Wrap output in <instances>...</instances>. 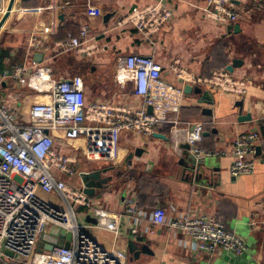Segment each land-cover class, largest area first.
<instances>
[{"label":"crops","instance_id":"obj_1","mask_svg":"<svg viewBox=\"0 0 264 264\" xmlns=\"http://www.w3.org/2000/svg\"><path fill=\"white\" fill-rule=\"evenodd\" d=\"M155 1L17 0L0 30V96L6 98L17 120L25 123L28 109L43 98L34 86L14 82L10 74L16 65H30L37 53L44 55L39 63L50 67L56 78L81 76L88 100L138 106L142 101L133 94L131 83L117 80L120 56L139 53L153 57L163 66V78L178 87L183 86L170 68L178 60L202 75L228 70L235 60L242 61L228 71L248 80V93L243 97L210 87H193L189 93L183 88L178 123L183 127L204 123L207 134L203 133L201 145L212 155L202 163L195 165L185 147H173L171 124L164 123L152 135L123 132L116 163L81 157L76 174L67 179L82 186L79 172L96 169H107L105 175L113 176L109 186L98 189L94 197L102 208L121 214L122 233L116 237L105 229L89 227L88 231L106 249L125 253L127 264H264V0H238L240 4H234L243 15L241 19L220 24L209 21L196 6L204 0H162L172 6L174 17L151 40L133 28L115 26L134 6ZM84 25L100 44L106 42L110 48L87 59L72 50L56 51V43L79 35ZM34 34L50 47L51 54L29 50V36ZM240 99L244 100L242 106L238 105ZM241 112L251 114V119H242ZM254 128L262 134L256 170L234 177L230 174L233 138ZM57 141L61 142L59 136ZM63 150L71 151L67 146ZM40 194L60 203L57 196ZM128 194L142 212L140 224L124 212ZM158 206L169 218L215 215L246 241L248 250L242 254L208 253L194 248L193 240L180 232L156 227L152 233L149 217ZM86 221L91 223L81 220ZM134 227L138 228L135 235ZM130 240L139 250L147 245L151 252L141 251L136 257L129 250Z\"/></svg>","mask_w":264,"mask_h":264},{"label":"built area","instance_id":"obj_2","mask_svg":"<svg viewBox=\"0 0 264 264\" xmlns=\"http://www.w3.org/2000/svg\"><path fill=\"white\" fill-rule=\"evenodd\" d=\"M8 2L0 0V21ZM196 6L209 21L218 24L235 22L243 16L231 0H204ZM174 12L172 6L158 0L134 6L118 19L115 26L133 28L144 39L151 40L173 19ZM55 47L57 52L72 50L87 58L110 48L106 42L100 44L87 25L81 28L79 35H70ZM28 48L51 54L50 47L35 34L29 36ZM170 68L183 87L166 81L162 76L163 66L149 55L130 53L118 58L117 80L131 83L133 94L142 101L138 106L102 99L88 100L81 76L56 78L50 67L36 60L30 65L14 67L10 74L13 81L34 86L43 100L31 105L26 121L22 123L6 98L0 96V262L127 264L125 253L106 249L88 231L89 227L105 229L119 237L122 216L102 208L94 196L85 193L83 186L68 181L67 177L76 174L80 158L116 163L123 132L152 135L157 127L169 123L173 147L180 149L182 144H189L190 153L200 164L212 153L201 145L205 130L203 122L187 127L178 123L183 88L186 85L210 87L238 97L247 95L249 89L246 78L237 77L226 69L202 75L191 71L179 60ZM3 74L5 77L6 71ZM148 106L153 108L151 113ZM58 136L61 142L57 141ZM261 142L262 134L258 128L234 136L232 176L255 172ZM64 146L71 151H64ZM40 192L59 197L60 203L46 199ZM123 206L125 214L140 224L143 215L131 194L124 197ZM87 217L96 221L82 223L81 220ZM149 220L152 233L156 227L180 232L190 237L199 251L216 253L223 250L242 254L248 250L246 241L212 214L169 218L166 210L158 206ZM54 225L72 233L70 247L55 245L51 250H38L43 233ZM137 231V227L132 229L134 235Z\"/></svg>","mask_w":264,"mask_h":264},{"label":"water","instance_id":"obj_3","mask_svg":"<svg viewBox=\"0 0 264 264\" xmlns=\"http://www.w3.org/2000/svg\"><path fill=\"white\" fill-rule=\"evenodd\" d=\"M233 3L239 5L240 1L238 0H231ZM17 0H9L7 5V11L4 15V17L0 21V30L4 26L5 22L10 17L12 10L14 9V6L16 4ZM109 15L107 14V17ZM44 58V55L42 53L36 54V61L42 62ZM242 64V61L235 60L233 62V65L228 67V70L232 71L235 66H238ZM193 90V86L186 85L185 86V92L189 93ZM200 91V89H197ZM244 100L240 99L238 101V105L242 106ZM148 111L151 113L153 111L152 106H148ZM242 119H251V114L243 115V113H240ZM204 134H207L206 132ZM156 136L162 137L159 133H155ZM182 147L186 148L187 156L192 159V161H195L194 155L190 153L189 149L190 146L187 143L182 144ZM196 163V162H195ZM197 165V163L195 164ZM107 173V169H96L91 171H81L79 172V177L81 180V184L83 186V189L85 193H87L90 196H95L98 189H103L109 186L113 176L111 175H105ZM88 221L95 222V218L87 217ZM72 240V233L70 231L65 230L64 228H61L57 225L52 226L48 232L43 233L41 237V241L38 244V250L44 251V250H51L55 245L65 246L67 248L70 247ZM129 250L131 253H134L136 257L139 256L141 251L145 252H151L149 247L147 245H143V248L139 250L138 245L135 241L130 240L129 241ZM7 254L13 255L10 251H7ZM18 257V255H16Z\"/></svg>","mask_w":264,"mask_h":264},{"label":"rangeland","instance_id":"obj_4","mask_svg":"<svg viewBox=\"0 0 264 264\" xmlns=\"http://www.w3.org/2000/svg\"><path fill=\"white\" fill-rule=\"evenodd\" d=\"M78 55V54H77ZM80 56V55H79ZM85 59H87L86 57H84ZM0 264H3L2 262H0Z\"/></svg>","mask_w":264,"mask_h":264},{"label":"trees","instance_id":"obj_5","mask_svg":"<svg viewBox=\"0 0 264 264\" xmlns=\"http://www.w3.org/2000/svg\"><path fill=\"white\" fill-rule=\"evenodd\" d=\"M0 62H1V60H0ZM1 64V63H0Z\"/></svg>","mask_w":264,"mask_h":264}]
</instances>
